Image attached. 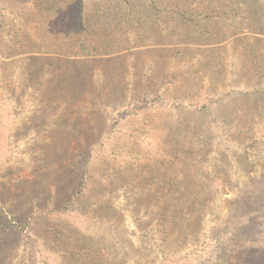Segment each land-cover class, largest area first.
Wrapping results in <instances>:
<instances>
[{
	"label": "rangeland",
	"instance_id": "rangeland-1",
	"mask_svg": "<svg viewBox=\"0 0 264 264\" xmlns=\"http://www.w3.org/2000/svg\"><path fill=\"white\" fill-rule=\"evenodd\" d=\"M0 264H264V0H0Z\"/></svg>",
	"mask_w": 264,
	"mask_h": 264
},
{
	"label": "trees",
	"instance_id": "trees-1",
	"mask_svg": "<svg viewBox=\"0 0 264 264\" xmlns=\"http://www.w3.org/2000/svg\"><path fill=\"white\" fill-rule=\"evenodd\" d=\"M205 18H207V17L205 16ZM254 37H255V36H254ZM256 38H259L258 35H256L255 40H256ZM261 40H262V39H257V41H261ZM185 48H187V50H190L191 46L187 45ZM214 50H215V49H214Z\"/></svg>",
	"mask_w": 264,
	"mask_h": 264
}]
</instances>
